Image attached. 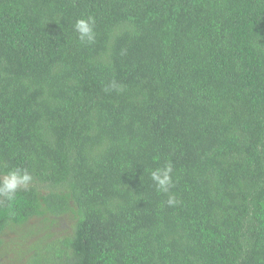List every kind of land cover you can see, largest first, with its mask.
Wrapping results in <instances>:
<instances>
[{
	"label": "trees",
	"instance_id": "1",
	"mask_svg": "<svg viewBox=\"0 0 264 264\" xmlns=\"http://www.w3.org/2000/svg\"><path fill=\"white\" fill-rule=\"evenodd\" d=\"M17 168L0 264H264V0H0V175Z\"/></svg>",
	"mask_w": 264,
	"mask_h": 264
},
{
	"label": "clouds",
	"instance_id": "2",
	"mask_svg": "<svg viewBox=\"0 0 264 264\" xmlns=\"http://www.w3.org/2000/svg\"><path fill=\"white\" fill-rule=\"evenodd\" d=\"M73 27L78 40L82 44L94 42V21L91 17L76 20ZM149 176L157 191L165 194L170 193V189L173 187L172 166L170 163H165L161 167L150 170ZM32 180L33 177L27 169L17 168L0 175V200L14 201L18 191L27 189ZM166 203L168 206H174L179 201L174 195L169 194Z\"/></svg>",
	"mask_w": 264,
	"mask_h": 264
},
{
	"label": "rangeland",
	"instance_id": "3",
	"mask_svg": "<svg viewBox=\"0 0 264 264\" xmlns=\"http://www.w3.org/2000/svg\"><path fill=\"white\" fill-rule=\"evenodd\" d=\"M56 220H57V224L53 227V230H54L55 234H58L60 236L62 234L64 235V233L67 234V233H69L71 231L72 224L67 219V217H62V219H56ZM8 238H9V240L13 239V237L12 238L8 237ZM33 240L35 242L37 239H33ZM33 240L26 242V244L27 245L28 244H33V242H32ZM10 257L16 259L14 254L11 255Z\"/></svg>",
	"mask_w": 264,
	"mask_h": 264
}]
</instances>
